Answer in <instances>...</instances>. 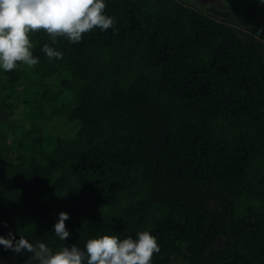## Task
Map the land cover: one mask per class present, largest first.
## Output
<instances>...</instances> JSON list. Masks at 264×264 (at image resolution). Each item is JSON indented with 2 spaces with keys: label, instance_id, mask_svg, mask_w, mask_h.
<instances>
[{
  "label": "trees",
  "instance_id": "1",
  "mask_svg": "<svg viewBox=\"0 0 264 264\" xmlns=\"http://www.w3.org/2000/svg\"><path fill=\"white\" fill-rule=\"evenodd\" d=\"M220 1L104 0L114 28L30 34L39 63L0 69V101L28 93L1 102L0 236L147 231L152 264H264V0Z\"/></svg>",
  "mask_w": 264,
  "mask_h": 264
},
{
  "label": "clouds",
  "instance_id": "2",
  "mask_svg": "<svg viewBox=\"0 0 264 264\" xmlns=\"http://www.w3.org/2000/svg\"><path fill=\"white\" fill-rule=\"evenodd\" d=\"M105 8L104 0H0V69L10 72L20 64L32 68L39 63L33 56L31 33L43 31L53 44L58 37L78 43L93 29L114 28L115 19L105 14ZM42 51L50 59H62V53L48 44ZM69 218L68 213L60 212L54 225V234L61 241L70 236L65 225ZM136 236L103 235L89 239L84 249L72 245L53 252L46 243H32L24 237L16 240L9 232L7 238L0 236V245L16 254L29 253L34 264H152L153 255L160 251L156 238L147 231Z\"/></svg>",
  "mask_w": 264,
  "mask_h": 264
},
{
  "label": "rangeland",
  "instance_id": "3",
  "mask_svg": "<svg viewBox=\"0 0 264 264\" xmlns=\"http://www.w3.org/2000/svg\"><path fill=\"white\" fill-rule=\"evenodd\" d=\"M197 1L200 2V3H203V4L204 3L205 4H209V5L215 4V5L219 6V7H223L224 6L223 3L220 0H197ZM27 94L28 93H27L26 90L21 89V91L19 92V94L15 95V96L12 95V94H7L5 97H3L1 99V101H0V112H1V114L3 116H5L6 119H9L10 120V118L12 116L8 112L6 106L5 107L2 106V103L1 102H16L18 100H23V99L26 98ZM29 135H31V131H29Z\"/></svg>",
  "mask_w": 264,
  "mask_h": 264
},
{
  "label": "water",
  "instance_id": "4",
  "mask_svg": "<svg viewBox=\"0 0 264 264\" xmlns=\"http://www.w3.org/2000/svg\"><path fill=\"white\" fill-rule=\"evenodd\" d=\"M0 262L2 264H16L15 262H13L12 260H8L6 259L5 257H3L1 254H0ZM34 262L30 261L29 259H27L23 264H33Z\"/></svg>",
  "mask_w": 264,
  "mask_h": 264
}]
</instances>
